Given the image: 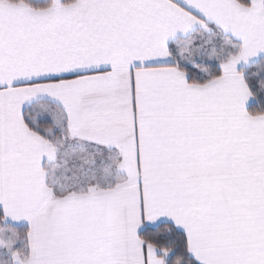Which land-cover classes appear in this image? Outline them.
Instances as JSON below:
<instances>
[{"label":"snow or ice","instance_id":"snow-or-ice-1","mask_svg":"<svg viewBox=\"0 0 264 264\" xmlns=\"http://www.w3.org/2000/svg\"><path fill=\"white\" fill-rule=\"evenodd\" d=\"M0 264H264V0H0Z\"/></svg>","mask_w":264,"mask_h":264}]
</instances>
